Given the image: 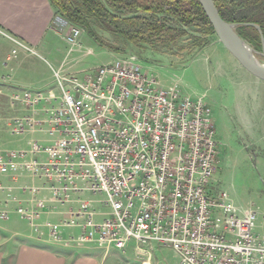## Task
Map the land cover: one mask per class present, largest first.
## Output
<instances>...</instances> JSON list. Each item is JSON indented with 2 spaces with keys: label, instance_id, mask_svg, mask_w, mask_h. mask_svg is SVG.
Returning a JSON list of instances; mask_svg holds the SVG:
<instances>
[{
  "label": "built area",
  "instance_id": "built-area-1",
  "mask_svg": "<svg viewBox=\"0 0 264 264\" xmlns=\"http://www.w3.org/2000/svg\"><path fill=\"white\" fill-rule=\"evenodd\" d=\"M68 34L67 55L80 49L81 30L62 17L53 20ZM11 48L4 65L37 55L27 43L0 30ZM91 52V50H87ZM51 68L55 91L23 90L10 103L35 111L15 118L10 133L38 131L47 142L32 140L24 150H0V172L28 173L44 182L24 187L30 195L16 214L34 224L72 194L104 197L107 215L83 202L60 223H47L50 237L63 240L62 228H77V245L97 243L124 250L136 244L140 255L154 247L172 250L180 264H264V233L258 212L234 206L211 185L218 156L209 106L176 87L161 88L134 55L114 56L81 73ZM0 182V190H4ZM41 190L49 199L37 198ZM8 201L16 198L7 194ZM53 208V207H52ZM7 213L2 211L0 219Z\"/></svg>",
  "mask_w": 264,
  "mask_h": 264
},
{
  "label": "rangeland",
  "instance_id": "rangeland-1",
  "mask_svg": "<svg viewBox=\"0 0 264 264\" xmlns=\"http://www.w3.org/2000/svg\"><path fill=\"white\" fill-rule=\"evenodd\" d=\"M109 12L115 17L110 22L111 31L100 28H95V31L118 50L110 52L113 58L134 55L143 71L155 76L161 88L176 87L183 96L192 100L203 99L209 106L218 151L211 185L217 192L227 193L234 206L255 209L259 217L257 222L261 223L264 219V82L246 71L217 39L207 38L206 46L196 47L197 40L205 39L198 27H186L167 17V25L184 32L176 43L159 44L147 39L148 33L143 31L138 41L133 43L128 41L131 24L126 19L135 16L147 18L148 14H127L123 9ZM239 28L236 30L238 35ZM80 30V37L84 38H81L82 47L62 60L64 66L72 65L70 71L83 72L102 65L110 58L109 51L98 47L83 29ZM59 33L65 39L68 31ZM90 48L92 51L88 53ZM33 57L44 60L46 68L56 69L48 57L42 58L37 54L24 59L31 62ZM9 108L7 102H0V150H10L5 149L10 146L5 120L12 116ZM83 198L91 200L94 208L100 207L104 201L100 194L85 193ZM150 264H179V260L169 248L157 247L150 256Z\"/></svg>",
  "mask_w": 264,
  "mask_h": 264
},
{
  "label": "crops",
  "instance_id": "crops-1",
  "mask_svg": "<svg viewBox=\"0 0 264 264\" xmlns=\"http://www.w3.org/2000/svg\"><path fill=\"white\" fill-rule=\"evenodd\" d=\"M56 15L49 0H0V30L26 42L40 57L50 58L53 67L58 68L63 64L62 60L69 46L54 25L53 20ZM81 38L84 40L81 36L80 43ZM10 48L9 42L0 35V102H7L12 114L5 119L10 136V146L5 149L24 150L28 148L30 141L45 143L47 137L41 132L32 130L22 135H12L11 120L28 115H33L35 119H43L44 115L41 107L32 111L13 106L10 103V96L18 90L55 91V82L51 69H48L49 66L46 68L43 63L45 61L39 58L33 57L32 61L28 62L29 60L26 61L24 59L26 57L21 55L17 61L4 65ZM90 50L92 51V48ZM76 51L79 50L75 49L73 52ZM107 53L110 58L103 64L110 62L113 58L112 53ZM71 67V64L63 65L66 73L82 72L70 71ZM0 182L5 187L4 190H0V213L2 211L7 213L5 219H0V264H150V256L157 247H154L149 256H146L138 253L134 242H129L124 250L97 243L77 245L70 241V237L79 233L77 228H62L63 240L61 241H55L50 237L46 224L60 223L68 217L70 211L76 210L83 202L89 203L96 211L97 221L107 215L108 208L103 201L100 207L94 208L91 200H84V194L89 192L72 194L70 200L63 204L50 201L48 205L51 208L40 214L31 225L21 219L15 209L25 205L30 198V195L23 191L24 187H42L44 182L22 172H0ZM8 193L16 199L8 201V204L4 206V201L8 200ZM42 197L49 199L48 191L41 190L37 198ZM144 257H148V260L141 262L145 260Z\"/></svg>",
  "mask_w": 264,
  "mask_h": 264
},
{
  "label": "trees",
  "instance_id": "trees-1",
  "mask_svg": "<svg viewBox=\"0 0 264 264\" xmlns=\"http://www.w3.org/2000/svg\"><path fill=\"white\" fill-rule=\"evenodd\" d=\"M55 12L71 24L80 27L100 48L109 52L118 50L101 37L95 28L111 31L115 17L109 10L123 9L127 14L146 13L148 17L126 19L131 24L128 41L136 43L142 31L147 39L159 44H174L183 31L166 24L167 17L186 27H198L205 39L195 46L202 48L209 38L217 39L198 0H49ZM220 17L228 23H253L259 26L264 38V0H212ZM160 15L161 17H158ZM139 28V30H136ZM142 34V35H144ZM239 35L255 49H261L260 34L254 27L241 26ZM208 38V39H207Z\"/></svg>",
  "mask_w": 264,
  "mask_h": 264
},
{
  "label": "water",
  "instance_id": "water-1",
  "mask_svg": "<svg viewBox=\"0 0 264 264\" xmlns=\"http://www.w3.org/2000/svg\"><path fill=\"white\" fill-rule=\"evenodd\" d=\"M218 42L251 75L264 82V38L258 25L228 23L224 21L212 0H198ZM241 26L254 27L260 34L261 52L255 51L236 32Z\"/></svg>",
  "mask_w": 264,
  "mask_h": 264
}]
</instances>
